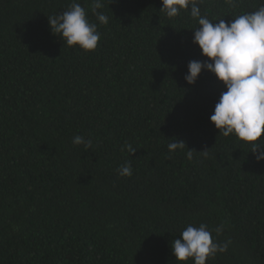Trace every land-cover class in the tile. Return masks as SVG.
<instances>
[{
    "label": "trees",
    "instance_id": "obj_1",
    "mask_svg": "<svg viewBox=\"0 0 264 264\" xmlns=\"http://www.w3.org/2000/svg\"><path fill=\"white\" fill-rule=\"evenodd\" d=\"M71 2L0 0V264H177L172 242L200 223L232 241L206 264H264V161L210 122L224 85L184 79L205 59L190 8L167 18L161 0H104L109 23L86 53L50 30ZM262 4L200 8L227 23ZM174 138L184 150L169 152Z\"/></svg>",
    "mask_w": 264,
    "mask_h": 264
},
{
    "label": "clouds",
    "instance_id": "obj_2",
    "mask_svg": "<svg viewBox=\"0 0 264 264\" xmlns=\"http://www.w3.org/2000/svg\"><path fill=\"white\" fill-rule=\"evenodd\" d=\"M117 2L110 0V4ZM204 3L205 0H161L160 12L167 18L190 8L191 19L199 25L193 31V44L205 59L190 61L184 79L188 85H195L201 72L208 71L224 85L226 90L220 94L210 122L219 135L235 136L242 147L250 148L258 162L264 161V4L226 23L224 19L212 22L202 15L200 5ZM225 3L236 8L239 0H225ZM104 7V0H91L87 9L78 0H72L62 14L48 16L51 33L60 37L64 47H78L86 53L94 51L100 40L98 24L109 23L108 15L101 11ZM89 10L96 22L90 21ZM170 141V153L186 147L183 140ZM73 143L85 149L92 147V140L82 136L74 137ZM125 148L130 154L136 152L131 144H126L121 151ZM193 152L188 149L189 160ZM199 153L207 157L208 150ZM117 171L121 177H130L131 162L121 165ZM223 228V224L214 229L204 223L198 227L188 224L171 245L177 264H187L189 260L193 264H206L209 258L227 252L232 241L220 243L212 235L215 232L219 236Z\"/></svg>",
    "mask_w": 264,
    "mask_h": 264
}]
</instances>
